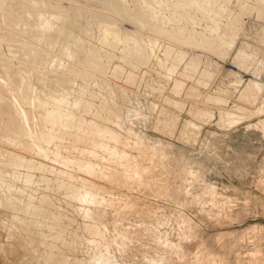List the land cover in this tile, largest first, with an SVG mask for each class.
Listing matches in <instances>:
<instances>
[{"label":"rangeland","instance_id":"374dc122","mask_svg":"<svg viewBox=\"0 0 264 264\" xmlns=\"http://www.w3.org/2000/svg\"><path fill=\"white\" fill-rule=\"evenodd\" d=\"M0 94V264H264V0H0Z\"/></svg>","mask_w":264,"mask_h":264},{"label":"bare ground","instance_id":"6f19581e","mask_svg":"<svg viewBox=\"0 0 264 264\" xmlns=\"http://www.w3.org/2000/svg\"><path fill=\"white\" fill-rule=\"evenodd\" d=\"M160 30V29H159ZM194 57V56H193ZM193 59V58H192ZM164 68V67H163ZM172 71H173V69H172ZM171 71V72H172ZM254 73H255V76L256 75H260L262 72L260 71V70H255L254 71ZM241 77L240 78H238V81H241ZM205 81H206V79H204ZM203 80V81H204ZM237 82V81H236ZM249 87H248V89H247V91L245 90V92H243L242 93V97L243 98H245V99H248V100H250V101H254V99H256V96H257V94H258V91L262 88V84L259 82V81H257L256 79L255 80H253L252 79V81H250L249 82ZM182 86V83H179L178 84V87H181ZM226 87V86H225ZM228 88V87H227ZM180 89V88H179ZM178 89V90H179ZM223 89H226V88H223ZM1 95V94H0ZM219 97V96H218ZM241 97V98H242ZM216 99H218V98H216ZM221 99V98H220ZM220 99H218L219 101H220ZM205 112V111H204ZM250 114V113H249ZM263 122V121H262ZM262 122H260V123H262ZM263 124V123H262ZM87 133V132H86ZM104 144V143H103ZM107 149V148H106ZM108 150V149H107ZM116 150V149H115ZM118 150V149H117ZM120 151V150H119ZM121 152V151H120ZM113 153V152H112ZM116 153V155H117V151L115 152ZM111 154V153H110ZM120 155V154H119ZM114 156V155H113ZM125 156V155H124ZM111 157H112V154H111ZM113 161V160H112ZM117 161V164H120V165H124L125 164V162H124V158H123V156L122 155H120L118 158H114V162H116ZM128 161V160H127ZM87 162V161H86ZM68 163V162H67ZM87 164H88V162H87ZM78 165V164H77ZM89 165H90V163H89ZM116 165V164H115ZM81 166V165H80ZM82 167H83V165H82ZM89 167V166H88ZM118 167V166H117ZM121 167V166H120ZM119 167V168H120ZM94 168V167H93ZM98 168V167H97ZM96 168V169H97ZM104 168V167H103ZM131 168V167H130ZM98 169H100V168H98ZM138 169V171H139V168H137ZM89 170H91V169H89ZM93 170V169H92ZM94 170H95V168H94ZM101 170H103V169H101ZM87 171H88V169H87ZM99 172V171H98ZM101 172H103V171H101ZM133 172H134V170H133ZM133 172H131V174L133 173ZM139 172H141V170L139 171ZM140 179V178H139ZM88 184V183H87ZM90 185V184H89ZM90 192V191H89ZM90 194V193H89ZM75 196L76 197H78L80 200H82V201H89V203L90 202H92L93 203V201L95 200L93 197H91L90 195H88V194H79V192L78 193H76L75 194ZM96 201V200H95ZM100 201V200H99ZM103 201V200H102ZM101 201V202H102ZM105 201V200H104ZM104 256V255H103ZM108 263V262H107ZM105 264V263H104ZM111 264V263H110Z\"/></svg>","mask_w":264,"mask_h":264}]
</instances>
